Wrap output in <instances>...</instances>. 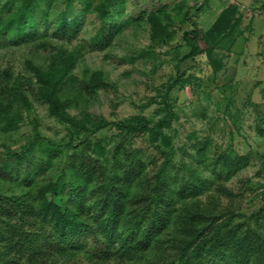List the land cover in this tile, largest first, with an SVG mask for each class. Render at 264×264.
Listing matches in <instances>:
<instances>
[{
    "label": "rangeland",
    "instance_id": "obj_1",
    "mask_svg": "<svg viewBox=\"0 0 264 264\" xmlns=\"http://www.w3.org/2000/svg\"><path fill=\"white\" fill-rule=\"evenodd\" d=\"M107 1H75L74 12L85 14L72 38L55 32L65 0L43 3L50 16L46 24L37 11L35 37L20 41L0 37V70L10 69L22 78L29 100V105L15 102L20 109L17 127L0 129V189L7 193L27 189L21 184L24 172L14 173L11 181L1 174L5 146L19 152L35 143L28 159L32 175L39 182L63 183L68 179L61 172L63 161L85 148L84 136L87 142H101L96 151L93 144L87 151L103 161L110 159L112 165L111 149L119 136L113 123L138 116L155 119L166 113L167 99L174 113L166 129L173 163L180 168L189 164L206 176L212 174L217 153L248 156L244 167L218 183L232 192L236 208L247 213L264 210V132L258 131L264 127V0H117L105 22V37L109 39L111 28L112 39L99 48L92 37L101 26L97 8ZM3 3L0 0L4 11ZM230 5L236 9L230 16L233 27L225 24L219 42L211 46L200 40L203 51L188 56L184 31L195 22L206 32ZM158 21L161 28H156ZM62 51L79 54L60 86L59 101L69 121L51 111L29 65L44 71L53 63L57 66ZM103 119L109 124L92 132ZM134 142L145 149L149 145L141 135ZM50 144L61 148L49 154L44 149ZM55 200L59 202L58 197ZM223 202L230 201L223 197ZM88 240L71 262L99 264L88 255L95 244Z\"/></svg>",
    "mask_w": 264,
    "mask_h": 264
},
{
    "label": "trees",
    "instance_id": "obj_2",
    "mask_svg": "<svg viewBox=\"0 0 264 264\" xmlns=\"http://www.w3.org/2000/svg\"><path fill=\"white\" fill-rule=\"evenodd\" d=\"M47 1L4 0L0 37L5 34L16 41L35 37L37 11L46 24L50 16V9L43 7ZM65 1L55 32L60 38H72L85 11L74 12L78 0ZM116 1L97 8L101 26L92 41L99 48L103 41L108 44L112 39L111 28L109 39L105 37V22ZM235 10L232 5L224 9L206 32L193 22L183 33L190 47L188 56L203 51L200 40L209 46L219 42L226 26L233 27L230 16ZM155 25L162 26L160 21ZM78 56L74 51H62L59 65L53 63L45 71L29 63L51 111L68 121L71 119L59 101L60 86ZM23 86L22 78L10 69L0 70L1 131L17 127V100L29 105ZM165 103L166 113L155 119L138 116L113 123L119 136L111 149L112 165L110 159L103 161L87 151L92 144V151H96L101 142H87L84 136L81 144L85 142V148L63 161L61 172L68 176L63 183L39 182L37 175H32L28 159L35 143H28L19 152L5 146L1 174L11 181L14 173L24 172L21 184L27 189L21 193L0 189V264H74L71 260L90 238L95 244L88 255L99 264H264L263 207L250 213L236 208L232 192L218 183L222 176L227 178L244 167L248 156L217 153L212 174L206 176L189 164L176 166L166 147V129L174 113L167 99ZM108 124L104 119L98 121L92 132ZM258 131L262 134L264 127ZM138 135L147 139L146 149L135 145ZM60 148L50 144L44 150L52 154ZM223 197L230 202L224 204Z\"/></svg>",
    "mask_w": 264,
    "mask_h": 264
},
{
    "label": "crops",
    "instance_id": "obj_3",
    "mask_svg": "<svg viewBox=\"0 0 264 264\" xmlns=\"http://www.w3.org/2000/svg\"><path fill=\"white\" fill-rule=\"evenodd\" d=\"M259 17V16H258ZM253 27H254V25H253Z\"/></svg>",
    "mask_w": 264,
    "mask_h": 264
}]
</instances>
